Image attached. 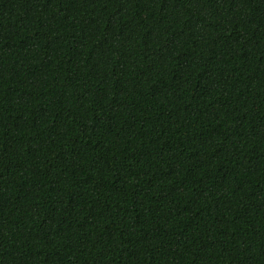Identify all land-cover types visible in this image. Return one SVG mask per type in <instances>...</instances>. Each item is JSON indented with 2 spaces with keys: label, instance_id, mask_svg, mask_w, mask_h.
Here are the masks:
<instances>
[{
  "label": "trees",
  "instance_id": "1",
  "mask_svg": "<svg viewBox=\"0 0 264 264\" xmlns=\"http://www.w3.org/2000/svg\"><path fill=\"white\" fill-rule=\"evenodd\" d=\"M0 264H264V0H0Z\"/></svg>",
  "mask_w": 264,
  "mask_h": 264
}]
</instances>
